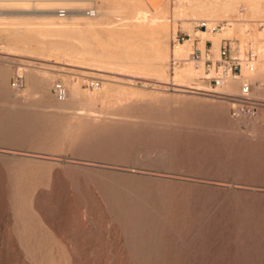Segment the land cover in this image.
I'll use <instances>...</instances> for the list:
<instances>
[{"label": "rangeland", "instance_id": "374dc122", "mask_svg": "<svg viewBox=\"0 0 264 264\" xmlns=\"http://www.w3.org/2000/svg\"><path fill=\"white\" fill-rule=\"evenodd\" d=\"M186 1L167 0L158 54L124 22L138 0H0V264H264V120L231 115L240 80L215 88L203 60L172 52L192 38L215 59L228 38L263 54L264 9L216 15L213 35L249 27L215 52Z\"/></svg>", "mask_w": 264, "mask_h": 264}, {"label": "built area", "instance_id": "2783aa9c", "mask_svg": "<svg viewBox=\"0 0 264 264\" xmlns=\"http://www.w3.org/2000/svg\"><path fill=\"white\" fill-rule=\"evenodd\" d=\"M86 14L95 15V8L84 9ZM67 8H59L58 14L61 17H66ZM223 23V22H222ZM200 29H207L205 20L197 23ZM222 27L220 22L212 28L213 31ZM179 40V39H178ZM212 45L205 48L204 52L197 46L191 53L195 61H199L205 56L204 64L208 70H212L213 74L210 77L211 84L215 88L224 85L227 78L234 77L241 82L243 92L239 95H234L231 104V115L236 118L248 117L251 119L264 120V100L255 99L250 95V89L256 82L249 75L255 73L258 63L264 65V53L261 54L252 45L248 46L242 53H238L232 47V42L228 38H223L220 44L219 58L214 59L211 51ZM175 63V59H174ZM246 71V73H245ZM260 83L257 82V85ZM11 85L16 90H21L24 87V76L22 73H16L13 77ZM90 86L100 87L99 80H92ZM56 98L60 101H65L68 98V88L63 80L57 79L52 86Z\"/></svg>", "mask_w": 264, "mask_h": 264}, {"label": "bare ground", "instance_id": "6f19581e", "mask_svg": "<svg viewBox=\"0 0 264 264\" xmlns=\"http://www.w3.org/2000/svg\"><path fill=\"white\" fill-rule=\"evenodd\" d=\"M237 1H239V0H209V1H207V0H196V3H194L195 5H194V10H193L192 15H191L192 16L191 19L198 20L199 16H202V17H204V19H206L205 21L207 23V29H201L199 31L197 30L198 32H196V33L197 34L199 33L201 35V38H204V37H207V36L208 37H212L213 42H214L213 47H214L215 52H216V50H218V46L220 44L219 43L220 37H222V36L224 37V35H226V34H230V33L232 34L235 31V29L237 27H239L238 26V24H239L238 21H240V22L241 21H244L245 22V25L244 26H242V27L240 26L241 29H243L244 31L249 27L248 26L249 25V23H248V20L249 19L246 18L247 16L242 15V16H240V17L237 18V22L236 21H233V20H232V22H229L230 26H228V29H227L226 26L223 27L222 31L219 32V34L216 33L217 35H213L214 33L211 34V32H210V31H213L212 28L217 25V24L214 25V26L211 25V24H215L217 22L218 18L216 17V15H218L220 13H225L226 14L229 11H231L230 9L233 7L234 2H237ZM246 2H247L248 10L251 11V12L256 13V12H260L261 9L262 10L264 9V6L261 5L258 0H246ZM64 8H67V10H68L66 17H68L69 15L71 16L72 14L70 12H72L73 10H71L68 7H64ZM89 8H95L96 9L95 15H88V14H86V12L84 11V9L83 10H80V11L85 16H88V17L96 16L97 13H98L97 5L96 4H93ZM86 9H88V8H86ZM180 9H182V8H180ZM189 9H191L190 6H189ZM58 10H57V12H58ZM166 10H165V7L160 8L158 11H156V14L149 19L148 16L151 13V10L148 9V8H146L143 5L142 0H138V6L135 9L134 14L131 15V16L123 17L125 19L124 22L129 23L130 25L141 29V32L148 33V34H151V35H154V34L157 35L156 38H155V42H156L155 48H156L158 54H162V52H164L166 50V48L164 50L163 47H162V45L164 44L165 32L166 31L168 32V28H169V24L165 21V19H166ZM75 11H77V10H74V12ZM181 12H183V11H181ZM76 14L79 15V12L77 11ZM240 14H243V12L240 13ZM219 17H220V15H219ZM98 21L99 20H97V22ZM229 21H230V19H229ZM199 22H197V23H199ZM93 23L94 22H90L89 25L92 26V25H94ZM235 23H237V24L235 25ZM205 30H210V31H205ZM200 42L203 43V41H200ZM191 45H193V39L192 38L186 39L184 42H178V44L175 45V48L172 49V52L175 55V57L179 56L180 59H181V55L182 56L185 55L188 51H189V54L192 53V49L190 50V46ZM204 50H205V48H204ZM219 54H220V51H219ZM191 57H192V55H191ZM203 57H204V59L202 58L200 60H203V63H204L205 56H203ZM98 67H100V66H98ZM130 67H131V65H130ZM100 69H101V67H100ZM190 74H192V71H190V69L187 70V71H183V72H177L176 76L174 78H172L171 80H172L173 83H178L179 81L182 82V81H184L183 78H185L186 76H188ZM44 76H46V75L44 74ZM230 78H231V76L226 79L224 85L229 81L228 82V87H227V92H235L237 90V88H236V79L235 78L230 79ZM184 90H186V89H184Z\"/></svg>", "mask_w": 264, "mask_h": 264}, {"label": "crops", "instance_id": "0c3cea01", "mask_svg": "<svg viewBox=\"0 0 264 264\" xmlns=\"http://www.w3.org/2000/svg\"><path fill=\"white\" fill-rule=\"evenodd\" d=\"M142 2L146 8L151 10V12H156L167 4V0H142ZM254 80L256 82L251 87L250 94L255 99L264 100V74L262 73L260 77H257ZM257 82L260 84L257 85Z\"/></svg>", "mask_w": 264, "mask_h": 264}]
</instances>
